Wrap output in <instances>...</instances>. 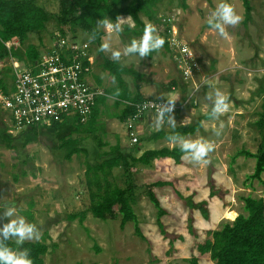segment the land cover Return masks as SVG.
Returning <instances> with one entry per match:
<instances>
[{
    "label": "rangeland",
    "instance_id": "rangeland-1",
    "mask_svg": "<svg viewBox=\"0 0 264 264\" xmlns=\"http://www.w3.org/2000/svg\"><path fill=\"white\" fill-rule=\"evenodd\" d=\"M40 2L52 12L58 10L57 0ZM219 2L187 0L188 7L182 9L178 5L179 0H155L154 15L157 20L152 22L141 14L146 24L154 25L158 33L162 29V18L174 16L178 34L190 44L199 60L200 70H203L201 77L196 74V83L206 81L204 78L207 75L218 78V81L209 85L203 82L196 92L197 105L177 113L176 123H190L200 115H210L212 102L208 96H214L217 90L229 97V110L218 119L211 116V120L207 121V126H211L212 122L217 129L209 131V127L204 129L202 126L194 136L185 137L189 140L211 141L213 150L205 158L207 162H196L185 155L186 161L180 166L171 158H156L150 165H137L133 171L135 183L139 187L133 207L145 240L134 234L133 222L126 223L120 229V215L116 208L114 217L104 220L91 213L87 214L82 225L77 220H67L68 214L86 209L89 204L84 170L85 160H92L96 148L91 137L82 140V145L88 150L87 156L74 155L70 161H66L60 157L61 152L54 149L52 136L44 131H39L35 140L22 146L21 134L25 133L26 128L13 130L7 112L0 108V128H6L15 137L13 142L18 146L9 147L0 141V203L11 201L21 216L37 226L40 239L29 241H43L48 245L47 253L42 256L44 264H188L192 256L199 258L198 264H214L208 255H200L199 244L205 242L209 231L220 228L222 223L230 220L224 217L227 210L235 211L236 215L244 213L243 197L264 196V177L262 182L247 178L253 172L255 159L238 156L231 161L238 150L257 152L264 144V133L260 132L256 124L264 97V0H250L253 8L251 21L244 24L242 20L239 25L227 27V37L220 36L206 23ZM230 2L244 19L241 0ZM119 22L123 23V19L120 18ZM98 27L107 31L104 25L98 24ZM43 32L40 37L29 33L25 44L33 43L39 52L44 51V45L57 32V26L50 22L47 31ZM75 34L76 41L89 48L87 39L93 38L81 30ZM110 34L117 43L122 40L129 44L135 39L125 31H113ZM161 58L156 52L143 59L134 54L129 63L136 70L144 72L146 78L154 80L148 85H144V80H139L146 93L163 91L173 85L164 79L165 66L160 65ZM166 59L167 74L172 73L182 86L173 64L167 56ZM127 62L129 60L122 63ZM21 65L27 66L23 62ZM0 72H3L7 81L13 79L10 58L0 63ZM94 74L102 79V87H107L105 77L108 75L105 70L102 67L94 68L87 78L90 79ZM127 80L131 82L130 76ZM157 80H161V83L156 84ZM184 86L186 97L193 82H185ZM180 99L183 97H178L176 101ZM114 113L111 107H101L97 116L98 124L105 123L106 119L107 125H111L113 119L120 124ZM166 127L163 125L159 129L164 130ZM155 129L158 130L155 124L146 127L138 125L136 135L139 142L135 146L131 144L126 129H122L120 144L125 150L131 147L135 156L146 150L167 147L165 139L147 138ZM113 130L107 133L106 130L99 131L97 135L101 140L114 144ZM174 146L180 147L179 144ZM103 149L106 150L107 146ZM112 172L115 182H125L122 169L115 168ZM157 180L172 182V186L153 188L166 210L162 217L164 234L156 224L154 206L142 193L144 185ZM188 201L203 206L207 218L203 217L199 208L190 207ZM9 219L0 214V225Z\"/></svg>",
    "mask_w": 264,
    "mask_h": 264
},
{
    "label": "trees",
    "instance_id": "trees-1",
    "mask_svg": "<svg viewBox=\"0 0 264 264\" xmlns=\"http://www.w3.org/2000/svg\"><path fill=\"white\" fill-rule=\"evenodd\" d=\"M244 8L243 23L246 24L252 19V5L250 0H241ZM58 10L52 12L40 2V0H0V61L12 57L14 60L23 62L26 65L34 63L41 55L36 45L31 43L26 45L29 33L41 36L43 31H47L48 24L54 22L57 31L64 34L70 32L73 38L76 32L81 30L87 33L97 43L100 42L104 30L98 27L101 19L116 23L120 16H130L134 26L127 28L135 39L143 35L146 24L141 19L144 14L149 20L156 21L154 15L155 0H57ZM178 5L182 9L188 7L187 0H179ZM162 37V36H161ZM16 41L10 50L5 46L7 41ZM26 45V46H25ZM154 53V52H152ZM151 54V53H150ZM86 64V62H84ZM102 66L109 71L112 80L115 81V88L111 91L116 96V107L123 100L130 102L142 101L145 98L142 94L136 93L132 96L125 75H130L134 79L140 78L141 73L128 68L118 61L104 58ZM8 81L0 72V91L7 93ZM261 89H259L260 91ZM264 91V89H263ZM184 93L186 94L185 90ZM185 94L183 99L185 98ZM100 97V99H98ZM97 97L96 103H102V95ZM93 107L89 119L80 122L76 115L65 116L61 120H54L50 126L41 128L40 126H29L23 136L22 146L35 140L39 131L49 133L52 138L53 147L61 152V158L70 161L74 155L85 154L88 150L82 145L85 137H91L96 144L92 153V160H85L84 178L88 191L89 204L86 209L70 213L67 215L68 221L77 220L81 225L88 213L99 219L114 217L115 208L120 215L119 227L124 228L126 223H134V234L145 240L137 215L134 211V203L137 200L139 187L135 183L134 170L137 165H150L156 158H171L175 164L182 163L185 155L180 147H162L151 149L135 156L131 150L122 148L120 142L113 145L101 140L99 131L103 130V125L98 124V107ZM261 111L256 121L261 133H264V97L260 105ZM134 112V107L129 104L115 115L120 121ZM209 114L205 113L197 117L194 122L178 124L173 129L157 130L152 132L149 139H166L177 135L185 138L193 135L202 127V120L208 119ZM13 137L6 128H0V141L6 146L18 148L13 142ZM135 146V144H132ZM107 146V149L103 148ZM238 156L254 158L255 165L253 172L247 176L248 179H257L262 182L264 177V144L257 152L248 149H240L232 157L231 161ZM122 169L125 179L123 184L114 181L113 169ZM171 185L172 182L157 180L143 186L142 193L148 198L156 210V224L160 232L164 234L162 217L166 210L161 206L160 201L153 190L154 187ZM243 199L244 213H239L233 220L222 223L221 227L208 232V238L204 243L199 244L200 255H208L214 264H264V196H245ZM190 207L199 208L203 217L207 218L206 209L200 204L195 205L188 201ZM13 249H28L30 251L33 264H44L42 256L48 251V245L43 241H25L17 244L15 240L7 242ZM199 258L190 257L188 264H198Z\"/></svg>",
    "mask_w": 264,
    "mask_h": 264
},
{
    "label": "built area",
    "instance_id": "built-area-1",
    "mask_svg": "<svg viewBox=\"0 0 264 264\" xmlns=\"http://www.w3.org/2000/svg\"><path fill=\"white\" fill-rule=\"evenodd\" d=\"M161 21L162 29L158 34L165 39L182 80L193 82L189 94L175 101L173 115L197 104L196 92L205 81H195L196 74L200 72L199 60L190 44L178 34L174 16H164ZM53 37L52 46L41 52L30 65L22 66L9 57L13 69L12 88L7 93L0 91V108L7 112L13 130L29 126L48 127L54 120L72 115L85 122L97 97L104 95L85 78L90 60L88 47L79 44L68 31L64 34L57 31ZM16 44L13 40L5 42L8 50ZM166 102L167 98H147L127 103L134 107V112L125 120L131 144L139 141L137 123L150 114L157 117L160 105Z\"/></svg>",
    "mask_w": 264,
    "mask_h": 264
},
{
    "label": "clouds",
    "instance_id": "clouds-1",
    "mask_svg": "<svg viewBox=\"0 0 264 264\" xmlns=\"http://www.w3.org/2000/svg\"><path fill=\"white\" fill-rule=\"evenodd\" d=\"M242 20L243 16L237 12L230 0H220L207 18L206 23L210 28L215 29L220 36L227 37L226 28L239 25ZM98 23L116 33L123 31L122 25L119 22L111 23L109 20L101 19ZM165 42V39L158 34L157 28L154 25H147L143 31V35L139 39H133L122 52L120 50H112L109 42H103L99 51L110 52V59L113 61H119L121 55L127 56L133 54L143 59L149 56L150 53L161 49ZM208 99L212 102L210 115L213 118L218 119L229 110V97L221 91L217 90L214 96L209 94ZM176 100L177 98H167V102L160 105L155 121L158 129L165 122L173 129L176 127V121L171 115ZM217 134L219 133L217 132ZM170 139L178 142L181 151L196 162L202 160L207 162L205 158L213 150V144L204 139L189 140L177 135L171 136ZM0 214L3 217L10 218L8 222L0 225V264H33L28 249H13L9 247L7 242L15 239L17 244H23L25 241L39 240L40 233L37 226L21 216L16 205L11 201L0 203Z\"/></svg>",
    "mask_w": 264,
    "mask_h": 264
},
{
    "label": "crops",
    "instance_id": "crops-1",
    "mask_svg": "<svg viewBox=\"0 0 264 264\" xmlns=\"http://www.w3.org/2000/svg\"><path fill=\"white\" fill-rule=\"evenodd\" d=\"M120 18L121 19H123V23H121V25H122V28H123V31H125L126 33H130V32H128V30H127V28H132L133 26H134V23H133V21H132V19L130 18V16H120L119 17V19H118V21L117 22H119L120 21ZM147 18V17H146ZM141 19L144 21V23L146 24V22H145V20L143 19V17L141 16ZM153 22V21H152ZM120 23V22H119ZM146 26H147V24H146ZM113 31H110L108 28H107V31H104V34L103 35H101V37H100V42L99 43H97L96 41H94V40H88L87 39V43L90 45L89 46V48H88V54H89V56H90V60H89V67H88V71L86 72V75H85V78H86V80L92 85V86H94V87H97V88H99L100 90H102L103 92H104V95H102V97L101 98H104V101L101 103H96V105L95 106H97L98 107V112L101 110V107H111V108H113L114 109V117H115V115L116 114H118L119 113V111L123 108V105H125V104H127L128 102H130V101H125V100H123L122 102H120V105L118 106V107H116V105H115V101H117V98H116V96H113L111 93H109V91L111 90V89H114L115 88V85H116V83H115V81H113L112 80V77L110 76V74H109V71L108 70H106V69H104L103 68V66H102V63H103V60H104V58H109L110 59V52L109 53H105V52H100L99 51V49H100V46H101V44L103 43V42H109L110 44H111V48H112V50H120L121 52L123 51V49L128 45V44H126V43H124L122 40H120V42H118L117 43V41L115 40V37H114V39H113V35L112 34H110V33H112ZM134 37V36H133ZM53 42H54V37H51V40L50 41H48L45 45H44V51L45 50H48L51 46H52V44H53ZM42 47V46H41ZM43 48V47H42ZM43 52V51H42ZM154 52H156V53H158L161 57H163V58H161V61H159L160 62V65H164L165 66V68L163 69L164 70V72H165V77H164V79H165V81H170V84H173V85H171V87L170 88H166V90L165 89H163V91H157L156 93H154V92H152V91H148L147 93L146 92H144L143 90H142V86L140 85V83H139V80H144V82H145V84L144 85H148L147 83H151V82H154V80L153 79H149V78H146L145 76H144V72H141V71H138V70H136L134 67H133V64H129V63H131V61L133 60V55H127V56H125V55H121V58H120V60L118 61V62H120V63H122V62H124L125 60H129V62H127V63H122L123 65H125L126 67H128V68H131V69H134L135 71H137V72H139V73H141V77L140 78H136V79H134L132 76H130V75H125L124 76V79H125V81H126V83H127V86H128V88H129V90H130V92L132 93V96H134L136 93H140V94H142L145 98H173V99H178V97L179 98H182L183 96H184V90H185V86H184V84H185V82L182 80V78H181V76H180V73H179V71H178V69H177V67H176V65H175V63H174V61H173V59H172V57H171V54H170V51H169V49H168V47H167V45L166 44H164V46L161 48V49H159L158 51H154ZM166 56H167V58L169 59V61L173 64V66H174V68H175V70H176V73L178 74V78H180V80H181V82H182V86H180V84H178V81L176 80V78H175V76L172 74V73H168L167 74V72H168V68H167V59H166ZM4 60L5 59H3V60H1L0 61V63H3L4 62ZM7 60V59H6ZM20 64H21V62H20ZM99 67H102L104 70H105V73H106V75H108V76H106L105 77V79L107 80V87H102V79L97 75V74H94L90 79H88L87 78V76H88V74L90 73V72H92L93 71V69L94 68H99ZM3 69V68H2ZM4 70V69H3ZM2 70V71H3ZM203 71V70H202ZM202 71L200 70V72L199 73H197V76H202ZM2 73V75H3V72H1ZM130 76V83L128 82V80H127V78ZM196 76V77H197ZM205 79H206V81H205V83H207L206 85H209V84H211V83H213L214 81H218V78H215L214 76H211V75H207V76H205ZM13 80V79H12ZM12 80H9L8 81V86H7V89H11L12 88ZM161 80H157L155 83L156 84H158V83H161L160 82ZM164 81V82H165ZM163 83V82H162ZM184 83V84H183ZM109 86H110V88H109ZM103 88H105V89H103ZM146 90H149V89H147V88H145ZM209 89H211V87L209 88ZM214 89H216V88H213L212 90H214ZM211 90V91H212ZM151 93V94H150ZM98 99H100V97H98ZM96 102H97V100H96ZM197 105V104H196ZM196 105H194V106H196ZM183 110H178V111H176L172 116H173V118H174V120H175V118H176V114L177 113H179V112H182ZM116 118V117H115ZM156 116H153V115H148L145 119H142V120H140L138 123H137V126L138 125H142L143 127H146V126H151V125H153V124H155V121H156ZM211 115H209V118L208 119H204V120H202V126L204 127V129H206V127H209V131L211 130V129H217V127H214V125L212 124V122H211V126H207V121H209V120H211ZM118 119V118H117ZM179 121H180V119H178ZM182 120V119H181ZM107 119H106V121H105V123H107ZM110 121V120H109ZM116 120L115 119H113L112 120V122H111V125H107V124H105V123H102L103 124V130H106V133L107 132H110V129L112 130V129H114L113 130V133H114V135H115V142H114V144L117 142V140L120 142V131L122 130V129H126V133H127V127H126V123H125V121H120L121 123L120 124H118V123H116L115 122ZM186 123H189L188 121H181L180 123H176V125H178V124H186ZM206 123V124H205ZM210 123V122H209ZM156 125V124H155ZM163 125H167V129H164V130H169L170 128H171V126L167 123V122H165ZM136 126V127H137ZM208 129V128H207ZM158 130H160V129H158ZM154 131H157L156 129L155 130H153V132ZM204 131H206V130H204ZM104 132V131H103ZM195 134H197V131L193 134V136L195 135ZM127 136H128V134H127ZM187 136H192V135H187ZM187 136H185V137H187ZM129 137V136H128ZM147 137H148V135H147ZM139 138V137H138ZM130 139V138H129ZM158 140H160V139H158ZM166 140V139H165ZM208 141V140H207ZM139 142V141H138ZM211 142V141H210ZM111 145H113L112 143H110ZM176 144H179L178 142H174V141H172V140H166V142H165V145L167 146V147H169V148H172V147H174V145H176ZM185 156V155H184ZM182 157V163H183V161L185 162L186 161V158L185 157ZM170 159V158H169ZM182 163L181 164H178V165H180V166H182Z\"/></svg>",
    "mask_w": 264,
    "mask_h": 264
},
{
    "label": "bare ground",
    "instance_id": "bare-ground-1",
    "mask_svg": "<svg viewBox=\"0 0 264 264\" xmlns=\"http://www.w3.org/2000/svg\"><path fill=\"white\" fill-rule=\"evenodd\" d=\"M224 217L227 218V219L233 220L236 217V212L233 211V210H227L224 213Z\"/></svg>",
    "mask_w": 264,
    "mask_h": 264
}]
</instances>
